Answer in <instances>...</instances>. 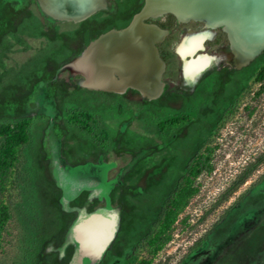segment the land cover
<instances>
[{"label": "rangeland", "instance_id": "obj_1", "mask_svg": "<svg viewBox=\"0 0 264 264\" xmlns=\"http://www.w3.org/2000/svg\"><path fill=\"white\" fill-rule=\"evenodd\" d=\"M144 2L97 0L76 17L55 0H0V125L30 120L0 264H264V50L242 60L226 25L167 10L162 95L117 73L114 87L88 84L106 13ZM202 154L213 168L154 254L146 237Z\"/></svg>", "mask_w": 264, "mask_h": 264}, {"label": "bare ground", "instance_id": "obj_2", "mask_svg": "<svg viewBox=\"0 0 264 264\" xmlns=\"http://www.w3.org/2000/svg\"><path fill=\"white\" fill-rule=\"evenodd\" d=\"M55 1L80 12L90 4L89 0ZM148 8L151 11L170 9L179 16L223 23L242 60L253 58L264 50V0H148ZM160 35L156 26L136 20L128 30L100 38L89 50L84 63L88 84L114 87L118 79L113 75L119 73L146 92L154 89L162 67L154 47ZM85 244L91 248L88 238Z\"/></svg>", "mask_w": 264, "mask_h": 264}, {"label": "trees", "instance_id": "obj_3", "mask_svg": "<svg viewBox=\"0 0 264 264\" xmlns=\"http://www.w3.org/2000/svg\"><path fill=\"white\" fill-rule=\"evenodd\" d=\"M264 77V67H262L258 78ZM264 88V87H263ZM28 118L19 119L13 123H3L0 125V247L3 233L11 219V212L8 204L3 201L2 196L6 190L8 175L17 160L18 148L28 140ZM211 150H208L210 152ZM190 165L191 176H188L183 187L173 190L167 199L157 222V230L147 235L146 242L152 253L159 251L172 237L173 224L179 214L187 205L189 199L196 193L197 187L194 185V178L204 171H211L213 166L207 155L195 156ZM146 261L144 264H148Z\"/></svg>", "mask_w": 264, "mask_h": 264}, {"label": "flooded vegetation", "instance_id": "obj_4", "mask_svg": "<svg viewBox=\"0 0 264 264\" xmlns=\"http://www.w3.org/2000/svg\"><path fill=\"white\" fill-rule=\"evenodd\" d=\"M89 1H90V4L88 5V7L83 12H80L79 10H77V8L74 9V8H69V7L65 6L64 4H61V5L64 6V8L66 10L68 9L70 11H73V10L78 11V13H76L75 16L76 17H80V16H84V15L89 14L91 12V10L95 11V13L100 10L99 8L101 7V4L97 3V0H89ZM147 7H148V1L145 0L144 5L141 7V9L138 10L137 12H135L133 15H129L128 17H127L126 14L119 15V16L118 15H114V13H112L110 10H109L110 12H107L106 15L104 13L103 15L107 16L108 18H110V21H112V22L109 21L108 24H104L105 27L102 28L101 32L98 33L92 40L87 42L88 43L87 44V50L93 44L97 43L98 41H100L102 38H104L108 34H120V33L124 32V31L128 30L134 24V22L138 19V17L142 16V22L145 25H154L158 29H160V31H161V35L158 37V39H156L154 41V47L156 49L158 58L160 59V61L162 63V67L160 69L157 85L155 86V88L153 87L154 89L151 88V90L149 91V92H156L157 94L159 93L157 95V97H159L167 89V84L164 83L163 79H162L163 72H164V69H165V64H164L163 59L161 58V55H160L161 54L160 48L157 46L159 43H161L163 41L164 35H165L164 29L162 28V18L161 17L159 18V16L163 15L166 11H163V10H155V11H151L150 10V11H147ZM150 16L155 18L156 20H154L152 22H148L147 18L150 17ZM111 25H114V26L116 25V26L114 27V26H111ZM87 50H86V52H87ZM260 72H261V70H260ZM260 72L257 74V78L259 77ZM117 74H119V73H117ZM135 86H137V88H142L141 86H139L137 84H135ZM197 87H198V85H197ZM127 88H129V87H126L125 89L127 90ZM128 90L124 91V92H128ZM207 150H211V148H209ZM88 234L91 235L90 233H87L86 237L88 236ZM91 242L93 243V241H90V243Z\"/></svg>", "mask_w": 264, "mask_h": 264}, {"label": "crops", "instance_id": "obj_5", "mask_svg": "<svg viewBox=\"0 0 264 264\" xmlns=\"http://www.w3.org/2000/svg\"><path fill=\"white\" fill-rule=\"evenodd\" d=\"M98 232H99L98 234H100V235L103 234V232H102V228H101V227H99V231H98ZM84 233L87 234V233H89V232L87 231V232H84ZM91 244H92V245L90 246L91 248L88 249V248L85 247L86 250H89V251H90V250H95V248H97V243H92V242H91Z\"/></svg>", "mask_w": 264, "mask_h": 264}, {"label": "water", "instance_id": "obj_6", "mask_svg": "<svg viewBox=\"0 0 264 264\" xmlns=\"http://www.w3.org/2000/svg\"><path fill=\"white\" fill-rule=\"evenodd\" d=\"M167 10H170V9H165V10H163V11H167ZM147 11H150L148 7H147ZM180 17H182V18H186V17H184V16H180ZM137 20H142V16H139ZM135 22H136V21H135ZM135 22H134V23H135ZM89 240H90V239H89Z\"/></svg>", "mask_w": 264, "mask_h": 264}]
</instances>
